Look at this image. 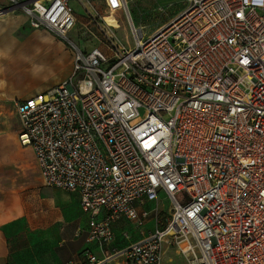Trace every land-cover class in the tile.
<instances>
[{
	"label": "built area",
	"instance_id": "2783aa9c",
	"mask_svg": "<svg viewBox=\"0 0 264 264\" xmlns=\"http://www.w3.org/2000/svg\"><path fill=\"white\" fill-rule=\"evenodd\" d=\"M70 1L0 6L72 47L67 77L16 104L20 146L47 187L77 197L102 252L63 264H162L166 248L185 264H264V0H186L152 32L123 9L130 48L76 0L90 49L68 39ZM121 219L153 225L104 250Z\"/></svg>",
	"mask_w": 264,
	"mask_h": 264
},
{
	"label": "rangeland",
	"instance_id": "374dc122",
	"mask_svg": "<svg viewBox=\"0 0 264 264\" xmlns=\"http://www.w3.org/2000/svg\"><path fill=\"white\" fill-rule=\"evenodd\" d=\"M85 1L97 21L100 23L101 20L107 29L114 30L117 41L127 48L133 45L121 0H115V4L113 0ZM126 1L133 24L152 32L182 10L186 0ZM3 2L5 0H0V6ZM70 5L78 22L68 34V39L84 49L98 45L96 39L85 35V11L76 0H71ZM7 13H10L6 16L9 23L4 28L0 27L1 71L7 81L12 71H24L28 77L24 82L6 88L0 80V200L15 201L19 232L14 240L23 250H30L31 260L36 261V264H61L82 248L86 217L72 194L47 187L43 183L31 149L20 146L16 104L19 101L17 96L57 80L55 76L61 75L72 63V47L45 30L31 28L25 18L21 19L19 12ZM93 27L94 23L88 26L92 31ZM59 42L64 45L63 50L57 49ZM160 200V211L165 216L170 204L163 195H160ZM118 224V232L125 231L129 238L121 244H109L104 250H117L137 241L153 225L152 222H146L143 226L135 227L123 219L115 226ZM79 228L81 233L76 236L75 232ZM163 264H185V259L170 252Z\"/></svg>",
	"mask_w": 264,
	"mask_h": 264
},
{
	"label": "crops",
	"instance_id": "0c3cea01",
	"mask_svg": "<svg viewBox=\"0 0 264 264\" xmlns=\"http://www.w3.org/2000/svg\"><path fill=\"white\" fill-rule=\"evenodd\" d=\"M3 4H5V2H3L2 5ZM106 11H107V8H106ZM20 17H21V19H24V18L26 19V17L23 14H21ZM21 21H23V20H21ZM7 23H9L7 18L0 20V27L4 28L5 26H7ZM15 27H17V26H15ZM47 33H49V32H47ZM56 47H57V49H60V50L64 49V45L61 42H59L58 45H56ZM0 63H1V61H0ZM71 64L65 69V71L63 73H61V75L55 76L57 78V80L53 84H50V85L44 84V85H41V86L34 88L33 90L25 92L21 96H17V99H19L18 102H21L25 99H28V98L36 95V94L44 93L48 89H50L53 86H55L56 84H58L60 81H62L64 78H66L67 75L69 74L70 69H71ZM0 77H1L0 78L1 82L3 83L4 87L6 88V86L11 87V86H14V85H17L19 83L24 82L28 76L24 73V71H12L10 74V80L7 81V79L5 80L6 77L3 76V73L1 71V66H0ZM10 83H11V85H9ZM73 196L76 199L77 205L79 207L77 197L75 195H73ZM15 207H16L15 201L10 202L7 199L6 200H0V264H36V261L33 262L31 260L30 250H27L28 248H24L26 250H23L22 246H20L18 243H15L14 238L19 232V230H18L19 222H18V218L16 216V210H15L16 208ZM85 217H86V221H85V225H84L83 230H82V233L84 234V244H83L82 248L79 249L75 253V255H73L72 257H70L67 260H71V259L72 260H80L82 253L86 249L91 251L97 257H99V258L102 257V252L96 245L88 244L86 242V231H87L88 217L86 215H85ZM118 226H119V224L117 226L114 225V227H113L115 235H116L115 243L121 244V243H124V240L122 238V234L125 231L118 232V228H119ZM79 230H80V228H79ZM170 252H173L175 255H177L176 252L172 248H166L165 252H164V256H163V262H164L165 256ZM177 256H179V255H177ZM67 260H65V261H67ZM64 262H62L61 264H63ZM163 262H162V264H163Z\"/></svg>",
	"mask_w": 264,
	"mask_h": 264
},
{
	"label": "bare ground",
	"instance_id": "6f19581e",
	"mask_svg": "<svg viewBox=\"0 0 264 264\" xmlns=\"http://www.w3.org/2000/svg\"><path fill=\"white\" fill-rule=\"evenodd\" d=\"M121 3H122V8L123 9H127V1L125 0V2L124 1H122L121 0ZM10 13H5L4 15H2L1 17H0V20H2V19H5L6 18V16H8ZM104 26V25H103ZM105 27V26H104Z\"/></svg>",
	"mask_w": 264,
	"mask_h": 264
},
{
	"label": "snow or ice",
	"instance_id": "6c2138e0",
	"mask_svg": "<svg viewBox=\"0 0 264 264\" xmlns=\"http://www.w3.org/2000/svg\"><path fill=\"white\" fill-rule=\"evenodd\" d=\"M113 4H115V0H113Z\"/></svg>",
	"mask_w": 264,
	"mask_h": 264
}]
</instances>
